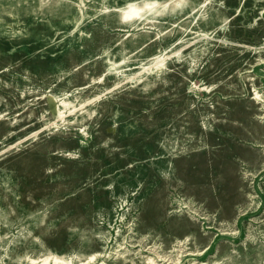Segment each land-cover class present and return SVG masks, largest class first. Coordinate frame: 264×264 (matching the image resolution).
<instances>
[{"label":"rangeland","instance_id":"374dc122","mask_svg":"<svg viewBox=\"0 0 264 264\" xmlns=\"http://www.w3.org/2000/svg\"><path fill=\"white\" fill-rule=\"evenodd\" d=\"M53 258L264 264V0H0V264Z\"/></svg>","mask_w":264,"mask_h":264},{"label":"bare ground","instance_id":"6f19581e","mask_svg":"<svg viewBox=\"0 0 264 264\" xmlns=\"http://www.w3.org/2000/svg\"><path fill=\"white\" fill-rule=\"evenodd\" d=\"M150 5V4H153V2H147V5ZM135 5L136 6H134V8H133V11L132 12H130V13H128V14H126V13H123L122 12V10H124V8H122V7H120L119 8V10L118 11H120V13H121V18H122V20L123 21H125V22H130L133 18H135V17H138V18H140V16H139V14H140V12L143 10V9H147V10H150L152 7H145L144 5H145V3L144 4H142V5H139V4H136L135 3ZM154 7V6H153ZM175 8H181L182 7V5H180V4H176L175 6H174ZM122 8V9H121ZM121 9V10H120ZM80 11H81V9H80ZM82 12V11H81ZM73 14V11H71V9H70V11H68L67 12V16H70V15H72ZM53 264H68V262H64L62 259H58V258H53Z\"/></svg>","mask_w":264,"mask_h":264}]
</instances>
